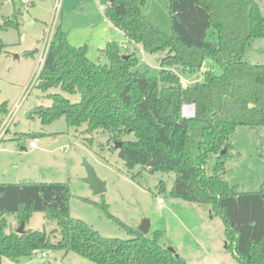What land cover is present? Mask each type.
<instances>
[{
	"label": "trees",
	"instance_id": "trees-1",
	"mask_svg": "<svg viewBox=\"0 0 264 264\" xmlns=\"http://www.w3.org/2000/svg\"><path fill=\"white\" fill-rule=\"evenodd\" d=\"M2 4L0 0V11ZM147 5L148 0H108L105 15L135 47L160 54L159 76L139 69L138 50L123 51L115 40L104 49L110 65L90 59L87 46L71 44L59 24L40 70V86L49 82L81 98L73 102L55 93L50 106L38 105L32 112L44 124L64 116L71 127L85 125L88 133L101 130L109 141L122 142L113 148L130 172L137 166L174 172L171 196L209 204L223 220L226 248L237 260L264 264V182L245 191L221 175L237 127L264 126V64L245 59L254 39L264 36V13L257 0H167L169 33L145 13ZM20 13L16 6L2 26L19 27ZM210 28L216 40L208 37ZM208 58L223 72L217 75L208 66L203 81L185 86L181 74L203 70ZM186 104L195 105L193 117L183 114ZM1 110L8 112L7 103ZM194 131L200 136L198 152L192 150ZM130 133L134 137L126 139ZM28 135L39 137L36 132ZM212 157L214 172L209 174L206 166ZM71 196L66 182H0V264H6L5 258L19 261L44 250L73 251L98 264H188L160 242L161 230L150 236L129 226L109 212L105 200L96 204L125 227L130 238L102 235L71 216ZM35 211L57 221L58 241L46 230L26 228ZM10 214L25 223L24 233H5Z\"/></svg>",
	"mask_w": 264,
	"mask_h": 264
},
{
	"label": "rangeland",
	"instance_id": "rangeland-1",
	"mask_svg": "<svg viewBox=\"0 0 264 264\" xmlns=\"http://www.w3.org/2000/svg\"><path fill=\"white\" fill-rule=\"evenodd\" d=\"M108 0H3L0 11V105L7 103L8 112L0 111V182H66L71 191L70 213L82 219L107 237L130 238V234L100 205L103 200L109 212L131 227L139 228L145 219L151 222L148 235L156 229L163 232L160 242L184 256L188 264H241L226 248L225 226L207 203L187 201L171 196L175 173L153 171L137 166L132 172L119 157L115 143L101 130L93 133L86 126L67 124L64 116L44 124L32 112L38 105L50 106L52 94L63 93L71 101L80 93L70 94L55 86H40V70L47 46L55 28L61 24L68 40L75 46H87L90 59L110 65L104 53L109 41L115 40L123 51L138 50L139 69L159 76L160 54L150 53L135 44L112 24L105 15ZM167 0H148L145 13L165 31L171 32ZM264 13V0H257ZM20 8L19 27H3L4 19ZM210 39L217 33L210 28ZM32 51L33 53L27 54ZM245 59L264 64V36L254 39ZM201 71L182 73L186 85L204 80L208 66L220 75L221 65L208 58ZM193 117V104H186ZM39 134L38 146L30 147L28 134ZM133 133L126 136L132 139ZM200 136L192 132V150L198 152ZM232 148L222 178L239 185L240 190L259 189L264 182V126L240 125L230 138ZM106 181V191L94 194L83 179L87 175L84 162ZM212 157L206 169L214 172ZM136 174V176H132ZM166 190H162V186ZM163 198L164 203L159 199ZM5 233L17 231L16 214L8 216ZM27 229L46 230L56 242L61 235L56 220H47L43 211L33 212ZM6 264H98L73 251L44 250L19 261L5 258Z\"/></svg>",
	"mask_w": 264,
	"mask_h": 264
},
{
	"label": "water",
	"instance_id": "water-1",
	"mask_svg": "<svg viewBox=\"0 0 264 264\" xmlns=\"http://www.w3.org/2000/svg\"><path fill=\"white\" fill-rule=\"evenodd\" d=\"M124 57L126 58L127 55H124ZM44 86L48 87L50 86V83L49 82H46L44 84ZM194 105V104H193ZM194 108H195V105H194ZM122 145V142H116L115 143V147L116 148H119V146ZM226 151V148H224L222 150L221 153H224ZM84 165L86 166L87 168V175L86 177H84V181L86 183H88L89 187L93 190L94 194H102L106 191V181L105 180H102L96 170L94 169V167L89 164L87 161L84 162ZM152 170V168H150ZM151 228V222L149 219H145L142 224L139 226V230H141L142 232H144L145 234H147L149 232ZM18 233H24L25 232V223L24 222H21L20 223V226L17 230ZM226 246H227V243H226ZM172 251H176L174 247H169Z\"/></svg>",
	"mask_w": 264,
	"mask_h": 264
},
{
	"label": "built area",
	"instance_id": "built-area-1",
	"mask_svg": "<svg viewBox=\"0 0 264 264\" xmlns=\"http://www.w3.org/2000/svg\"><path fill=\"white\" fill-rule=\"evenodd\" d=\"M52 40V39H51ZM51 40L49 41V43H48V46H47V50H48V47H49V45H50V42H51ZM47 50H46V53H47ZM46 53H45V56H46ZM44 59H45V57L41 60L42 62H44ZM183 84L186 86V84L183 82ZM187 114L188 113V109L186 108V106L184 105L183 106V114ZM195 115V114H194ZM187 117H190V116H187ZM38 141H39V138L38 137H36L34 140H31L30 141V147L31 148H36L37 146H38ZM159 202L160 203H163L164 202V199L163 198H160L159 199Z\"/></svg>",
	"mask_w": 264,
	"mask_h": 264
},
{
	"label": "crops",
	"instance_id": "crops-1",
	"mask_svg": "<svg viewBox=\"0 0 264 264\" xmlns=\"http://www.w3.org/2000/svg\"><path fill=\"white\" fill-rule=\"evenodd\" d=\"M14 2H16V0H13ZM164 203V202H163Z\"/></svg>",
	"mask_w": 264,
	"mask_h": 264
}]
</instances>
